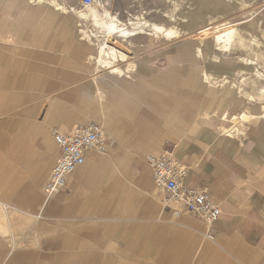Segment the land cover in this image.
Returning a JSON list of instances; mask_svg holds the SVG:
<instances>
[{
    "label": "crops",
    "instance_id": "obj_1",
    "mask_svg": "<svg viewBox=\"0 0 264 264\" xmlns=\"http://www.w3.org/2000/svg\"><path fill=\"white\" fill-rule=\"evenodd\" d=\"M78 2L10 0L5 4L9 26L0 25V38L8 45L24 38L31 47H49L51 54H38L47 63L39 93L59 89L56 97L42 100L47 103L43 121L34 120L35 105L14 108L17 120H0V154L8 148L12 166H27L25 175L5 171L0 158V230L11 228L9 216L20 211L13 218L18 222L15 225L27 222L28 231L44 241L72 236L119 239L121 253L128 260L131 255V260L134 256L158 264H264V133L256 127L248 128L242 137L223 132L225 115L256 114L264 105L252 104L264 88V75L256 79L253 74L244 84L224 79L240 78L246 69L264 73V54L258 55L254 47V53L240 55L242 60L217 58L211 41L203 49L187 40L173 45L160 66L146 71L141 62L147 50L162 41H177L155 38L145 29L128 39L115 37L128 59L139 58L136 62L127 59L124 67L117 63L127 60H117L113 65L124 74L115 75L98 63L105 28L80 17ZM168 13V17L141 16L139 20L175 28L176 22H170L175 11ZM113 15L120 28H140L137 21L123 20L116 12ZM74 16L89 21L91 28L75 24ZM249 21L241 25H246L248 35L244 36L250 40L258 35L260 26ZM261 31L264 34V27ZM130 63L134 68L127 71ZM130 72L131 76L126 75ZM205 74L211 77L210 83H204ZM233 93L239 99L236 104ZM23 98L12 94L2 102L0 95V102H7L1 109L9 110ZM85 122L101 126L108 141L106 151L88 152L84 165L67 178L65 188L46 196L41 186L49 176L52 159L55 157V163L58 157L47 128L55 125L70 130ZM5 124L19 127L17 133L8 134L13 136L9 142L3 133ZM164 153L186 165L189 188L206 191L219 206L220 214L212 226L155 187L146 158ZM175 211L180 216L175 217ZM24 237L13 233L7 241L9 250L4 252L0 246L2 264H28L24 255L14 253ZM107 248L82 258L55 254L46 260L38 253L36 260L39 264H109L111 259L104 253Z\"/></svg>",
    "mask_w": 264,
    "mask_h": 264
},
{
    "label": "rangeland",
    "instance_id": "obj_2",
    "mask_svg": "<svg viewBox=\"0 0 264 264\" xmlns=\"http://www.w3.org/2000/svg\"><path fill=\"white\" fill-rule=\"evenodd\" d=\"M9 1L10 0H0V20H1L0 25L2 26L6 25L7 28L9 24H7L6 20L8 19L9 14H7L5 4L8 3ZM93 1L94 3H92L91 6L93 5L99 11L104 10L105 8L110 12L111 15H113V13L116 12L118 15L121 16V18H123V20L130 19L132 22H136V21L138 22L141 16L148 17L149 19L156 17L157 15L168 17L167 14L168 12L171 11L173 13L175 11L173 16V20L174 22H176L175 26L179 27L178 29L184 28L186 31L189 30L187 32L188 34L183 36V39H179L175 43H168L162 41L154 45L153 48L147 50L144 55L145 61L141 62L142 63L141 65L144 64L146 71L151 66H153L154 68L160 66L165 53L168 52L171 49V47H173V45L175 44H179L187 40H192L200 44L201 47L202 45H204V47L202 48L206 49V43L209 42L207 38L208 37L212 38L213 35L209 34V36L207 35L208 37L205 36L203 38L201 37L199 38V36L203 34L202 33L203 29L211 30L213 24L226 23V22L231 23L230 26L236 28L238 31L242 33V35H248V29L245 28L246 25H242V26L240 25L241 23H244L249 19L251 20L249 22L256 21L258 23V25L260 26V28H258V31L259 29L261 30V28L264 27V0H215V1L214 0H93ZM212 2L213 4L214 3L221 4V2L222 3L225 2L227 7L226 9L223 10L212 9V7L209 6V4L211 5ZM175 5L177 8H175ZM76 10L82 13H86V9L84 8L83 5L80 4V2L77 3ZM214 13L221 14L220 18L216 19V21L210 25L207 24L201 25L202 22H206L211 15H214ZM74 22L75 24H77L82 28L85 27L91 28L92 26L89 23V21L82 20L81 22L76 16H74ZM5 30L7 29H4V31ZM193 33L194 35H192ZM255 38H257V34L252 39ZM246 39L249 40L248 38ZM115 44L116 45L114 47L115 48L117 47L116 49H118L121 53H124L123 51L124 49L122 48V46L119 43H115ZM197 47L199 46L197 45ZM263 47L264 45H260L257 48L256 52L258 55L264 54ZM202 48L201 50H203ZM49 49H50L49 47L43 49L37 47H31L26 44V40L24 38L19 39L18 44L16 45H8L6 44V40L3 39V37L0 38V55L2 59V61L0 62V93H1L0 95L2 97V102L12 94L21 95L24 97L22 101H20L18 104H16V106L10 108L9 110H2L1 109L2 106L6 105L7 102H4V104L0 102V120H2L3 117L11 118L13 121L17 120L14 117V113H15L14 108L22 107V106L27 107L28 105L29 106L35 105L37 106L36 107L37 109L34 112V120L39 122L43 121L47 108V103H45V101L43 102L42 100H44V98L48 96L52 98L56 97L57 90L59 89V87L56 86L52 88V91L48 93H44V94L39 93L41 79L43 76L46 75V71H45L46 68H44V66H46L47 63L41 62V60H39L38 54L41 53L49 54L51 52ZM202 52L204 53L205 51L203 50ZM245 52L247 51L241 48L238 49L236 47L234 48L233 51L229 53L230 55H220L221 53L217 49L214 50V53L218 55L217 58L221 56L222 57L227 56V57H233L234 59H243V57L240 55L244 54ZM125 55H127V58L125 59L127 60L128 54L125 53ZM138 59L139 58L132 59L131 57V59L128 60L129 61L132 60L133 62H136ZM128 60L126 62H118L117 64L124 67L128 63ZM131 64L132 63H130L129 66H131ZM243 68L246 69L245 64ZM128 69H130V67H128ZM246 70L248 72H246V74H243L240 78L224 79V80H227L228 83H232V84L241 83L244 79L251 77L255 73L254 70L251 69H246ZM132 74L133 73L130 72L129 74L126 75L131 76ZM261 74L263 78L264 73ZM216 81H221V80H216ZM25 90H27L29 93L22 94V91ZM60 90H62V88ZM236 95H237L236 93L231 94V97L233 99V104L239 102L238 101L239 99H237ZM37 100H39L40 102L39 101L37 102ZM252 104L262 105L264 104V98H262V100L259 102L257 101L252 102ZM238 110L239 108L237 105L234 107V111L237 112ZM86 123L87 122L83 124ZM230 126H231L230 123L226 121L225 127L229 128ZM3 127H4L3 133L6 134L7 142H9V138H13V136L10 137L8 136V134L17 133V131L19 130V127H13L8 124H5V126ZM76 127L77 126L71 128L70 130H63L55 125H51L47 128V133L50 135V137H52L55 143L53 132H58L60 134H70L74 131ZM250 127H256L258 130L264 133L263 126L251 125L248 128ZM247 130L248 129L242 128V131L240 132L234 131L229 135L242 137ZM29 142L30 144H34V145L39 144L36 141H29ZM0 158L5 163V166L2 167L3 170L5 171L15 170L17 171V174L25 175L27 171V166L18 165L15 167L11 165L10 153L8 151V148L5 149V151L0 154ZM54 160L55 157L51 161L50 169L54 163ZM44 182L42 183L41 188L43 187ZM165 195L168 194L165 193ZM0 201H2L1 197H0ZM15 215H21V212L17 211ZM15 215L9 216L11 228H8L7 231L0 230V246L4 249L5 252L10 248L7 241L9 240L10 236L13 233L14 234L17 233L19 237L22 236V234H25L22 243L15 250L14 253H16L19 256L24 255L28 260V264H39V262L36 260L38 257L37 256L38 253L40 255L42 254L43 257L46 256L44 257L45 259L46 258L49 259V257L55 256V254H59L64 257L73 254L78 258L80 257L82 258L85 255L92 254L93 252L95 253V251H99L100 249L103 250L102 248H106V247H108L107 248L108 250L107 252L104 253H106L108 257L111 259L109 264H158L157 262H151L150 260L138 261L135 260L134 256H132L133 258L131 260V255H129V260H128L127 258L128 255L121 253L119 239H113V238L110 239L106 237H99L97 239L95 238L93 239L91 237L72 236L65 239L59 238L58 241L56 240L44 241L40 238L39 235L37 234L34 235V232L32 233L31 231H28V227L26 226L27 222L25 223V225H15V223L17 222L13 220ZM22 217L24 216L22 215ZM108 234L109 233L107 232V235ZM31 235H33L34 237H32ZM99 239H100L99 243L95 244V241ZM39 247L41 248L38 249ZM2 261L3 259H1L0 264H2Z\"/></svg>",
    "mask_w": 264,
    "mask_h": 264
},
{
    "label": "built area",
    "instance_id": "obj_3",
    "mask_svg": "<svg viewBox=\"0 0 264 264\" xmlns=\"http://www.w3.org/2000/svg\"><path fill=\"white\" fill-rule=\"evenodd\" d=\"M83 6H90L93 0H79ZM58 149V157L53 164L47 180L43 185L46 196L54 195L66 186L67 178L82 167L86 154L94 151L102 154L107 148V139L99 124L89 122L78 125L70 134L53 132ZM146 163L151 169L155 187L165 192L175 203L186 211L201 217L210 227L220 214L219 206L215 205L206 191L189 188L186 184L188 168L169 153L160 156H148ZM180 216V211L173 213ZM208 238H212L210 234Z\"/></svg>",
    "mask_w": 264,
    "mask_h": 264
},
{
    "label": "bare ground",
    "instance_id": "obj_4",
    "mask_svg": "<svg viewBox=\"0 0 264 264\" xmlns=\"http://www.w3.org/2000/svg\"><path fill=\"white\" fill-rule=\"evenodd\" d=\"M93 3H94V1H93ZM213 5H214V7H213ZM209 6H211L212 9H218V10H223V9H226V7H227L225 2L224 3L221 2V4H217V3L213 4V2H212L211 5L209 4ZM217 6H218V8H217ZM84 7L87 9V12L86 13H81L80 17H82L84 19H89L92 22L97 23V24L101 23L102 25H100V26L101 27L103 26L105 28V30H106L105 31L106 32V36L104 37L103 45L101 46L100 52H99L98 63L100 65H102V68H104L106 70H110V72L112 74H115V75H122L124 73H123V71H122V69L120 67H118L116 65H113V64L117 60L124 61L127 58V55H125V53H121L118 49H116L117 47L116 48L114 47L116 45L115 43H117V41L115 40L116 39L115 37H121V38H127L128 39V37H131V36L139 34V33H144L145 29H149V31L151 32V34L155 38H161V39H164V40H167V41H169V40L170 41H175V40L178 41L179 39H183V36L187 35L188 34L187 32L189 31V30L186 31L184 28L183 29H178L179 27H177V26H175V28L174 27L168 28L164 24H161V25H156V24H153V23L149 24L144 19L138 20V23H139V26H140L139 29H135L133 31H130V30H126V29L118 27L116 23L119 22V21L117 20V18L115 16L111 15L108 11L104 10V12L100 14L98 9H96L93 5L92 6L91 5L90 6H84ZM175 8H177L176 5H175ZM215 11H217V10H215ZM219 16H221V15L220 14H215V15L212 16L211 19H208L206 22H202L201 25H206V24L210 25V24L214 23L216 21V18H218ZM164 22H166V21H164ZM170 22H174L173 17L171 18ZM230 25H231V23H227V22L226 23L213 24L211 30H208V29L204 30L203 29V32H202L203 34H201V36H199V38L200 37L203 38V37H205L207 35L209 36V34H212L213 35L212 38H209L207 36L208 37L207 39H208L209 43L211 41V43L213 45H215V47L219 51H221L223 53H230L236 47L238 49L241 48V49L247 50V52L250 51V50L253 52L254 51L253 50L254 47L258 48L261 45V43H262L261 40L263 39L264 34H263V32H261L260 29L258 31L257 38L247 40L244 37V35H242V33L240 31H238L234 27H231ZM240 26H242V25H240ZM192 28H194V27H192ZM192 35H194V33ZM198 35H199V33H198ZM202 47H204V45H202ZM196 49H197V52L199 53V51H198L199 49H198L197 46H196ZM238 53H240V52H238ZM262 57H264V56H262ZM258 60L260 61V59H258ZM243 62L245 64H248V65L249 64L250 65L253 64V62L252 61L249 62V60H244ZM259 65H261V64H259ZM128 67H130V69H128V70L131 71L134 68V64H131V66H128ZM254 75H255L256 79H261L262 78V74L259 72V70L255 71ZM203 80H204V83H210L211 77H209V76H207L205 74L203 76ZM246 80L244 79L241 82V84H244L246 82ZM239 88H240V86H239ZM259 91L260 92L257 93V95H256V99L258 101H261L262 98H264V88H261ZM237 92H240V91H237ZM245 96H246L247 99L251 98V100H253L252 98H254V97H249V95H247V94ZM256 99H255V101H256ZM250 102H252V101H250ZM223 119L228 121L230 123V125H231L229 128L228 127L223 128V132L225 133L224 135H226V134L229 135L230 133H232L234 131L240 132V131H242V128L243 129H248V127L251 126V125H260V126H263V128H264V106H261L260 111L258 113H256V114H252V113L251 114H249V113H241L240 114L239 113V115L232 116L230 118H227L226 115H225L223 117Z\"/></svg>",
    "mask_w": 264,
    "mask_h": 264
}]
</instances>
